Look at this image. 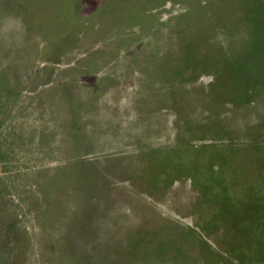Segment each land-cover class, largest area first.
<instances>
[{
	"label": "rangeland",
	"instance_id": "obj_1",
	"mask_svg": "<svg viewBox=\"0 0 264 264\" xmlns=\"http://www.w3.org/2000/svg\"><path fill=\"white\" fill-rule=\"evenodd\" d=\"M0 177V264H264V0H0Z\"/></svg>",
	"mask_w": 264,
	"mask_h": 264
},
{
	"label": "flooded vegetation",
	"instance_id": "obj_2",
	"mask_svg": "<svg viewBox=\"0 0 264 264\" xmlns=\"http://www.w3.org/2000/svg\"><path fill=\"white\" fill-rule=\"evenodd\" d=\"M250 187V192H248L247 195L244 197L237 196V202L234 203V205H240L244 204L246 206L253 208V212H250L248 209L244 212H237L236 213V220L235 223L243 222L242 228H249V229H255V230H261L263 231L264 235V192H262V189H264V180L262 178L258 179L257 181H253V183H249L248 187ZM261 187V189H259ZM261 191V192H260ZM243 200V201H242ZM255 205V209L253 207ZM254 213L251 218H245L247 214ZM244 214L245 216H241ZM232 215V214H231ZM248 224H254V225H248Z\"/></svg>",
	"mask_w": 264,
	"mask_h": 264
},
{
	"label": "trees",
	"instance_id": "obj_3",
	"mask_svg": "<svg viewBox=\"0 0 264 264\" xmlns=\"http://www.w3.org/2000/svg\"><path fill=\"white\" fill-rule=\"evenodd\" d=\"M0 179H1L0 180V186H3L5 184L6 177L5 178L4 177H0ZM0 200L2 201L1 203L3 205L4 202H5V189L4 188L0 189ZM1 214H2V212H1ZM16 216L13 217L15 223H16V219H17ZM5 221H6V215L2 214L0 216V229H2V227H4Z\"/></svg>",
	"mask_w": 264,
	"mask_h": 264
}]
</instances>
